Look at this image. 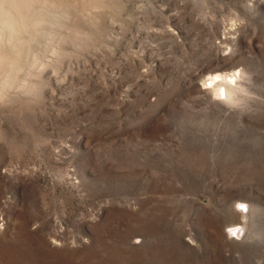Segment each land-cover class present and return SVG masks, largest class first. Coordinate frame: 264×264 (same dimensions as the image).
<instances>
[{"label": "rangeland", "instance_id": "374dc122", "mask_svg": "<svg viewBox=\"0 0 264 264\" xmlns=\"http://www.w3.org/2000/svg\"><path fill=\"white\" fill-rule=\"evenodd\" d=\"M68 14L0 99V264H264V0Z\"/></svg>", "mask_w": 264, "mask_h": 264}, {"label": "bare ground", "instance_id": "6f19581e", "mask_svg": "<svg viewBox=\"0 0 264 264\" xmlns=\"http://www.w3.org/2000/svg\"><path fill=\"white\" fill-rule=\"evenodd\" d=\"M71 1L0 0V99L6 97L12 89H20L23 92L32 89L24 82L17 85L16 78L25 65H34L37 62L38 39L53 38L54 31L45 29V26L53 28L55 25L65 24ZM30 56L32 62H29ZM217 79L219 83L216 82ZM234 81L232 76H213L209 85L215 88L214 92L219 100L229 99L234 89ZM243 217L245 219L246 216ZM242 227L243 224L231 229L230 233L239 237Z\"/></svg>", "mask_w": 264, "mask_h": 264}, {"label": "clouds", "instance_id": "9594fccd", "mask_svg": "<svg viewBox=\"0 0 264 264\" xmlns=\"http://www.w3.org/2000/svg\"><path fill=\"white\" fill-rule=\"evenodd\" d=\"M224 55L227 56V55H228V52H225ZM228 71H231V72H233V73L239 74V72H240V68L237 67L236 69H231V70H228ZM221 74H222V73H221L220 71H216V72H207V73H205V74H203V75L201 76V80H203L204 78H207V77H212V76H215V77L218 78ZM216 82L219 83V82H220L219 79H217ZM209 87H210V86H209ZM204 90L206 91L207 89H204ZM256 264H260V260H257Z\"/></svg>", "mask_w": 264, "mask_h": 264}]
</instances>
